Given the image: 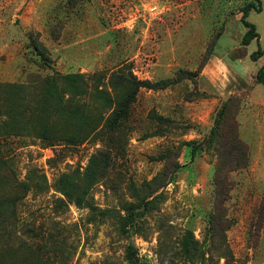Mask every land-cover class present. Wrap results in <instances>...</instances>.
<instances>
[{
    "label": "rangeland",
    "instance_id": "obj_1",
    "mask_svg": "<svg viewBox=\"0 0 264 264\" xmlns=\"http://www.w3.org/2000/svg\"><path fill=\"white\" fill-rule=\"evenodd\" d=\"M249 1L258 4L0 0V84H24L36 98L54 73H84L107 91L120 69L171 81L139 90L113 146L104 132L75 144L63 138L47 145L31 130L0 137V198L15 197L14 209L0 213V264H128L129 244L141 264H181L171 257L187 229L205 248L226 243L239 264H264V180L251 170L256 131L264 127V106L253 101L264 94L255 79L262 62L250 58L257 41L241 43ZM260 4L247 19L264 48ZM73 101L100 111L94 96ZM57 123L59 136L72 131ZM101 150L110 163L91 189L93 204L126 214L136 196L162 193L155 210L128 212L126 233L117 216L66 205L54 188L59 175L83 172ZM29 176L36 187L16 188Z\"/></svg>",
    "mask_w": 264,
    "mask_h": 264
},
{
    "label": "trees",
    "instance_id": "obj_2",
    "mask_svg": "<svg viewBox=\"0 0 264 264\" xmlns=\"http://www.w3.org/2000/svg\"><path fill=\"white\" fill-rule=\"evenodd\" d=\"M249 1L242 7L241 22L246 27L241 43L249 45L252 41L258 42V48L250 53L253 61H258L264 56V48L259 44L260 35L255 24L247 19L251 10L260 11V0ZM256 82L264 84V63L255 73ZM111 91L101 87L99 83L92 84L84 73L68 72L65 74L54 73L49 75L41 87L38 96L31 97L27 87L19 83L0 84V137L16 135L23 130H31L47 145L54 144L57 140L66 139L71 143H78L92 134L104 132L105 139L113 146L121 142L122 131L128 122L132 107L141 88L151 90L166 89L171 81L140 79L133 71L120 69L113 72L109 78ZM94 96L100 107L98 113L88 110L84 103L73 101ZM222 113V117H223ZM61 122L72 129L68 135H58L54 126ZM0 161L2 159L0 157ZM110 163L108 150H101L92 154L83 172L62 173L57 178L54 188L63 197L66 205L71 203L77 207H87L94 214L103 217L117 216L122 233H126L132 222L128 213L140 208L146 211L155 210L162 198V193L157 190L136 196L137 201L125 206L126 214L111 208H101L90 200L93 185L105 174ZM2 166L0 165V181L3 180ZM43 177V175H42ZM34 177L29 176L22 185L26 190L37 186L33 183ZM45 181V177H43ZM15 197L0 198L1 211L13 210ZM1 217V215H0ZM224 244V243H223ZM217 248H205L195 237L192 230L187 229L180 238L179 247L174 251L173 258L178 257L181 264H219L220 258H225L223 264H239L231 248L225 243ZM125 259L128 264H141L137 248L133 244L127 245Z\"/></svg>",
    "mask_w": 264,
    "mask_h": 264
},
{
    "label": "crops",
    "instance_id": "obj_3",
    "mask_svg": "<svg viewBox=\"0 0 264 264\" xmlns=\"http://www.w3.org/2000/svg\"><path fill=\"white\" fill-rule=\"evenodd\" d=\"M264 56H262L259 60H261V64L264 63L263 60ZM240 76V75H238ZM242 76H240L239 78H241ZM255 103H259L261 105L264 106V94L262 93L258 99L253 100ZM264 116V115H263ZM252 121V120H251ZM253 122V121H252ZM258 127V131H259ZM263 132L260 133V131H256L258 136L257 139H259V141L256 143V145L253 147L252 145V164H251V170H252V174L253 176L264 180V127H262ZM261 129V130H262ZM262 191L264 192V188L262 189Z\"/></svg>",
    "mask_w": 264,
    "mask_h": 264
}]
</instances>
